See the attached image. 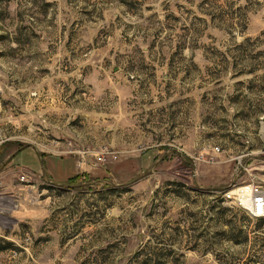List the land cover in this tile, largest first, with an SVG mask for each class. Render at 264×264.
<instances>
[{
  "label": "rangeland",
  "instance_id": "rangeland-1",
  "mask_svg": "<svg viewBox=\"0 0 264 264\" xmlns=\"http://www.w3.org/2000/svg\"><path fill=\"white\" fill-rule=\"evenodd\" d=\"M253 182L264 0H0V264H264Z\"/></svg>",
  "mask_w": 264,
  "mask_h": 264
},
{
  "label": "built area",
  "instance_id": "built-area-1",
  "mask_svg": "<svg viewBox=\"0 0 264 264\" xmlns=\"http://www.w3.org/2000/svg\"><path fill=\"white\" fill-rule=\"evenodd\" d=\"M22 180H28V174L22 173ZM242 187H246L242 190ZM227 198L235 199V203L252 217L264 219V186L257 183H250L239 186L224 194Z\"/></svg>",
  "mask_w": 264,
  "mask_h": 264
},
{
  "label": "crops",
  "instance_id": "crops-1",
  "mask_svg": "<svg viewBox=\"0 0 264 264\" xmlns=\"http://www.w3.org/2000/svg\"><path fill=\"white\" fill-rule=\"evenodd\" d=\"M13 160H14V157L12 158V162H13ZM34 170H38V171H40V169H34Z\"/></svg>",
  "mask_w": 264,
  "mask_h": 264
},
{
  "label": "bare ground",
  "instance_id": "bare-ground-1",
  "mask_svg": "<svg viewBox=\"0 0 264 264\" xmlns=\"http://www.w3.org/2000/svg\"><path fill=\"white\" fill-rule=\"evenodd\" d=\"M246 187H242V190L244 191Z\"/></svg>",
  "mask_w": 264,
  "mask_h": 264
}]
</instances>
